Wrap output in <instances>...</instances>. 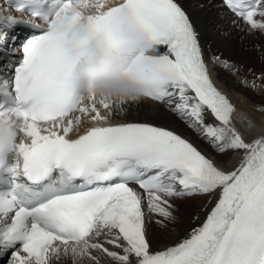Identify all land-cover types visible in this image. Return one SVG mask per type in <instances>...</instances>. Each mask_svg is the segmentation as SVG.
<instances>
[{"label":"snow or ice","instance_id":"6c2138e0","mask_svg":"<svg viewBox=\"0 0 264 264\" xmlns=\"http://www.w3.org/2000/svg\"><path fill=\"white\" fill-rule=\"evenodd\" d=\"M223 3L264 32V0ZM11 7L46 27L2 21L0 45L18 26L35 31L17 47L10 73L0 74V257L10 252L9 264H55L69 255L73 264H264V134L249 143L233 123L235 108L213 85L185 11L174 0H14ZM125 21L146 34L153 50L129 61L143 97L165 103L217 154L243 152L234 170L171 130L111 123L97 103L112 110L113 101L77 91L80 58L71 49L83 41L70 42L74 29L83 24L123 56ZM89 115L94 126L71 138ZM241 120L249 130L258 126L246 115ZM217 191L201 225L153 249L150 217L172 221L170 200Z\"/></svg>","mask_w":264,"mask_h":264},{"label":"bare ground","instance_id":"6f19581e","mask_svg":"<svg viewBox=\"0 0 264 264\" xmlns=\"http://www.w3.org/2000/svg\"><path fill=\"white\" fill-rule=\"evenodd\" d=\"M121 0H113L118 3ZM189 17L199 37L207 68L217 88L227 96L235 108L233 123L244 135L247 142L264 134V113L257 111L264 106V32L251 30L245 22L228 13L218 0H174ZM3 9L0 8V13ZM161 54L166 50L159 47ZM217 58H219L217 60ZM255 83L256 87H253ZM85 105L89 100H85ZM101 115L108 116L113 124L128 122L147 123L173 131L191 142L206 156L213 158L224 170H234L240 163L243 152H227L219 155L212 146L202 139L196 130L177 116L165 103L141 97L135 101L120 102V109H104L99 103ZM115 112V114H113ZM80 115L79 113L74 114ZM94 115V114H92ZM252 118L257 127L246 128L242 116ZM206 119L214 118L209 114ZM93 125L91 115L82 117L77 136ZM219 191L214 195H198L170 200L174 205L172 221L156 222L153 215L149 219V238L153 249L163 250L185 237L192 228L201 225L215 206ZM162 219V218H161ZM9 264V263H8ZM55 264H73L72 257H62ZM81 264H90L84 260ZM100 264H113L109 259H101Z\"/></svg>","mask_w":264,"mask_h":264},{"label":"clouds","instance_id":"9594fccd","mask_svg":"<svg viewBox=\"0 0 264 264\" xmlns=\"http://www.w3.org/2000/svg\"><path fill=\"white\" fill-rule=\"evenodd\" d=\"M111 3V0H109ZM70 42L83 41L79 49H71L73 56H79L80 64L74 73L77 91L97 100L125 102L143 97L144 89L135 83L128 72L129 61L143 52L153 54L145 33L131 21H125L121 31L124 55L116 52L99 36H90L82 24L70 35Z\"/></svg>","mask_w":264,"mask_h":264}]
</instances>
